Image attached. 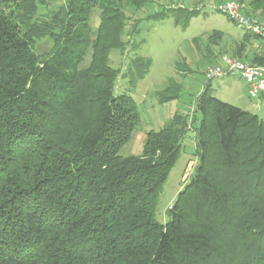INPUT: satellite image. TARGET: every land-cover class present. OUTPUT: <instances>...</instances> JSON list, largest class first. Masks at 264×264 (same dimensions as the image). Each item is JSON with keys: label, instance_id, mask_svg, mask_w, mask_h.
Returning a JSON list of instances; mask_svg holds the SVG:
<instances>
[{"label": "trees", "instance_id": "obj_1", "mask_svg": "<svg viewBox=\"0 0 264 264\" xmlns=\"http://www.w3.org/2000/svg\"><path fill=\"white\" fill-rule=\"evenodd\" d=\"M57 1L0 0V264H264V123L256 115L216 99L206 82L191 120L174 114L146 134L140 155H119L140 124L131 96L114 93L121 72L109 63L130 44L126 7L165 5L182 30L199 11L171 0H63L40 14ZM237 2L264 25V0ZM40 39L51 44L43 54ZM222 39L215 30L206 36V64ZM230 42L231 55L264 66L263 39L243 30ZM149 67L142 57L131 62L132 87ZM156 96L165 104L181 89L170 79ZM189 131L198 163L161 224L159 195Z\"/></svg>", "mask_w": 264, "mask_h": 264}, {"label": "rangeland", "instance_id": "obj_2", "mask_svg": "<svg viewBox=\"0 0 264 264\" xmlns=\"http://www.w3.org/2000/svg\"><path fill=\"white\" fill-rule=\"evenodd\" d=\"M171 1L173 6L199 11L198 16L190 20L185 30L175 25L174 16L167 13L165 5L154 3L145 6L138 12H134L131 7H126V14L130 19L126 23L123 40L130 44L123 52L113 51L109 56L111 67L119 69L121 72L114 93L131 96L137 105L140 117V124L133 132L131 139L119 151V155L122 157L140 155L146 134L150 131H159L174 114L188 115V119L191 120V115L195 112L197 97L203 91L206 82H209L205 80L206 71L217 65L224 57L237 58L229 52L233 45L226 38L230 34L241 37L243 30L229 22L225 15L213 11L220 3L237 2V0ZM62 2L63 0L50 3L39 12L46 16L52 15ZM163 3L166 4V2ZM239 5L242 8L245 7V4ZM156 13H163L165 16L160 20L147 19ZM133 21H139L138 32L130 37ZM89 24L94 29L97 27L98 11L93 12ZM214 30L222 32L224 39L219 43L220 51L218 48H209L214 51L213 54L217 57L211 64H206V58H208L206 36ZM196 37H200V41L193 43L192 39ZM50 47L51 44L47 39L35 40V51L38 54L46 53ZM136 57L149 59L150 67L143 79L137 82L135 87H132L129 82L130 77L126 73ZM88 60L89 58H87ZM170 79L181 89V96L177 100L159 104L156 95L169 86ZM207 84L209 85L208 92L213 97L256 115L264 123V97L251 99L247 95L246 87L242 81L233 77H225L213 79ZM195 145L194 132L189 131L182 141L180 155L159 195L155 216L161 224L167 223V210L193 176L198 163Z\"/></svg>", "mask_w": 264, "mask_h": 264}, {"label": "built area", "instance_id": "obj_3", "mask_svg": "<svg viewBox=\"0 0 264 264\" xmlns=\"http://www.w3.org/2000/svg\"><path fill=\"white\" fill-rule=\"evenodd\" d=\"M216 11L235 22L242 30L264 40V25L258 19L245 14L243 8L235 1H226L216 6ZM233 77L243 82L247 95L251 99L264 96V66L251 65L240 59L224 57L209 68L205 80Z\"/></svg>", "mask_w": 264, "mask_h": 264}, {"label": "crops", "instance_id": "obj_4", "mask_svg": "<svg viewBox=\"0 0 264 264\" xmlns=\"http://www.w3.org/2000/svg\"><path fill=\"white\" fill-rule=\"evenodd\" d=\"M242 36V35H241ZM226 39H228V40H234V41H240L241 40V37H239V36H237V35H235V34H230V35H228V37L226 38ZM209 83V82H208ZM262 97H264V96H262Z\"/></svg>", "mask_w": 264, "mask_h": 264}]
</instances>
